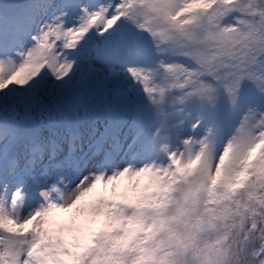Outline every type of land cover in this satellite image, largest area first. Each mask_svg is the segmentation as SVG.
I'll return each instance as SVG.
<instances>
[{
    "label": "snow or ice",
    "instance_id": "obj_1",
    "mask_svg": "<svg viewBox=\"0 0 264 264\" xmlns=\"http://www.w3.org/2000/svg\"><path fill=\"white\" fill-rule=\"evenodd\" d=\"M0 264H264V0H0Z\"/></svg>",
    "mask_w": 264,
    "mask_h": 264
}]
</instances>
